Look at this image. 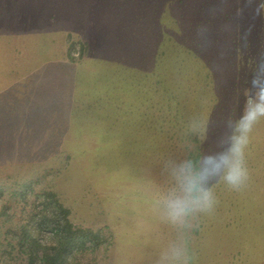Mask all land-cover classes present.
Instances as JSON below:
<instances>
[{
	"label": "rangeland",
	"instance_id": "374dc122",
	"mask_svg": "<svg viewBox=\"0 0 264 264\" xmlns=\"http://www.w3.org/2000/svg\"><path fill=\"white\" fill-rule=\"evenodd\" d=\"M2 2L1 200L9 199L14 212L20 214L23 205H16L10 196L15 188L25 182H33L37 190L52 188L71 210L73 225L103 230L97 261L92 263L88 256L82 264H170L165 252L157 254L156 260L147 253L148 246L157 249L152 244L155 226L164 224L148 221L152 215L145 206L151 204L154 190L106 172L104 164L110 169L115 168L110 164L124 163L144 169L134 142L142 140L149 146L152 141L156 146L160 139L158 74L153 77L150 69L174 78L187 73L182 61L197 41L185 33L194 31L192 37L206 45L213 32L209 23L203 25L205 14L200 6L204 11L211 9L208 14L215 15L219 30L240 28L227 39L230 47L217 46L213 61L207 62L209 46L191 56L198 65H207L217 115L233 117L232 135L236 133L231 150L222 155L217 151L220 156L215 166L223 173L214 188L206 186L207 193L215 197L210 195L211 207L196 208L213 221L199 258L207 264H264V110L256 107L264 106L263 59H259L264 56V0H168L158 15V0ZM183 3L198 8L182 10ZM231 61L239 78L236 81L244 86L238 93L227 94L225 100L223 82L233 79L225 65ZM145 87L148 92H141ZM123 95L127 101L119 114ZM113 117L120 126L116 127L118 136L127 134L121 151H109L97 142V132L113 124ZM153 119L155 130L149 123ZM127 157H131L129 161ZM237 164L244 169L245 178L233 185L227 176ZM183 219L188 222V216ZM6 247L0 228V264H18L20 260L13 261L17 256L5 253Z\"/></svg>",
	"mask_w": 264,
	"mask_h": 264
},
{
	"label": "trees",
	"instance_id": "16d2710c",
	"mask_svg": "<svg viewBox=\"0 0 264 264\" xmlns=\"http://www.w3.org/2000/svg\"><path fill=\"white\" fill-rule=\"evenodd\" d=\"M166 1L168 0H158L159 10L157 8L156 15ZM0 4L4 6L5 2ZM192 5L187 4L186 7V4L183 3L181 9L186 8L191 12V9L194 11L198 8L197 6L192 7ZM203 7L201 5L199 8V11L205 14L201 17L204 21L203 25L209 23L207 27L213 32L208 34L210 37L206 40V45L201 40L192 37L196 35L194 31L185 33L187 37L197 41L196 45L191 47L193 49L186 50V56L182 61L187 64V68H184L187 73L181 75L185 77L174 78L166 73L150 69L153 77L156 73L158 74L157 101H159L160 139L157 138L156 146L152 141L149 146L145 145L142 140L134 142L136 150L141 151L138 159L144 169L131 168L127 163L120 166L110 164L115 167L110 169L108 164H104L106 172L115 173L114 175L124 180H132L134 185H140L144 189L154 190L151 193L153 195L150 200L151 204L145 206L148 215H152L148 221L158 220L164 224L161 227L155 226L157 232L152 244L157 249L148 246L147 253L151 258L153 257V260H156L159 259L157 254L165 252L170 264L174 263L172 256L175 251L184 254L185 264H207L202 262L199 257L204 251L203 238L207 234V230L212 227L213 221L209 219L208 215L207 217L204 214L202 216L196 211V208L186 215L188 222L183 219V216L174 219L169 214V203L187 202L193 205L198 196L207 192L206 186L214 188L215 181L220 180L223 173V169L215 166L216 159L219 160L220 156L217 151H220L222 155L225 151L231 150L233 139L236 137V133L234 136L232 135V127L235 125L234 118H224L223 114L221 117L217 115L219 109L217 104H214L213 87L211 86L212 75L206 70L208 69L207 65H198L191 56L203 52L205 47L209 46L207 62L210 59L213 61L218 54L217 46L222 44V48L228 45L230 47L231 42H228L227 39L236 35L240 28L237 30L236 25L230 28H221V33L215 15L208 14L211 9L204 11L201 9ZM190 15L193 16L191 13ZM193 20L195 21L196 18ZM190 22L192 23V21ZM196 26L204 30L201 24L197 23ZM214 36L215 39H209ZM231 46L236 45L232 43ZM240 46L242 48V45ZM247 51L254 55V52ZM194 59L197 60L196 57ZM259 59H263L260 65L261 69H264V56ZM233 64L231 61L225 65V69L231 71L233 76V79L227 83L223 82L225 100L227 94L238 93L239 89L244 86H239L242 82L236 81L239 78L233 70ZM241 77L245 78L246 76L244 74ZM145 91L148 92L146 87L141 90V92ZM124 98H121L122 102L118 107L119 114L122 113L125 100L127 101V96ZM145 102L147 101L145 100ZM144 108L146 117L147 105ZM117 121V118L113 117L111 122L113 124H108L107 128L102 127L103 129L96 135L97 142L101 145L104 143L106 148L111 149L109 151H121L123 140L126 143L127 134L125 132H121V137L118 136L120 130L117 128L120 126H117ZM149 123H152L155 130V120L153 119ZM223 127L225 130L221 133ZM139 131L146 133L144 130ZM220 134H222L221 138H219ZM130 158L127 157V161ZM210 162L212 163L210 164ZM208 194L211 195V193ZM2 196L3 190L0 187V218H3L0 228L7 239V247L4 251L8 255L17 256L13 258L15 263L20 260L18 264H82L81 260H86L88 256L92 263L97 261L96 253L104 242L103 230L99 229L94 232L73 225L69 219L71 210L62 203L52 188L42 187L37 190L33 182H25L15 188L10 196L15 200L16 205H23L20 214L14 212L12 206L9 205V199L1 200ZM185 196H187L186 199H184ZM145 210L144 212L147 213ZM6 223L11 224L6 227ZM166 223L170 224V227H167ZM202 230L205 232H201ZM187 245L188 248H185ZM163 258L165 257L162 256L161 260ZM208 264L211 262L209 261Z\"/></svg>",
	"mask_w": 264,
	"mask_h": 264
},
{
	"label": "clouds",
	"instance_id": "9594fccd",
	"mask_svg": "<svg viewBox=\"0 0 264 264\" xmlns=\"http://www.w3.org/2000/svg\"><path fill=\"white\" fill-rule=\"evenodd\" d=\"M258 110H264V106L257 105ZM245 178L244 169L239 165H235L229 171L227 180L230 184L239 185ZM211 198L207 192H204L202 195L196 198L195 204L191 205L187 202L185 203H169V214L175 219L181 216L188 215L194 208H199L201 210H207L211 207ZM173 262L174 264H185L184 254L180 251H175L173 253Z\"/></svg>",
	"mask_w": 264,
	"mask_h": 264
},
{
	"label": "crops",
	"instance_id": "0c3cea01",
	"mask_svg": "<svg viewBox=\"0 0 264 264\" xmlns=\"http://www.w3.org/2000/svg\"><path fill=\"white\" fill-rule=\"evenodd\" d=\"M14 44V43H13ZM16 45V44H15ZM13 49V48H12ZM13 51H14V49H13Z\"/></svg>",
	"mask_w": 264,
	"mask_h": 264
}]
</instances>
